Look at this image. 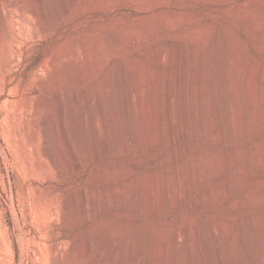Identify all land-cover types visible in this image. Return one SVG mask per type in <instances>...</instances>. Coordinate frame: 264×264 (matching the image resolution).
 <instances>
[{
    "label": "rangeland",
    "instance_id": "obj_1",
    "mask_svg": "<svg viewBox=\"0 0 264 264\" xmlns=\"http://www.w3.org/2000/svg\"><path fill=\"white\" fill-rule=\"evenodd\" d=\"M260 1L0 0V264H167L162 263V249L172 242L175 228L180 230V252L176 263L187 264V248L195 241L194 232L199 226H202L204 240L212 248L207 255L208 258L210 256V263L227 264L229 240L235 229L229 236H224L221 249L216 252L212 247L214 240L209 234V227L228 212L238 216L234 227L242 229L247 245L249 258L241 264H256L259 261L260 249L254 244L248 221L255 214L253 216L262 218L260 222L264 226V161L253 173L243 174L239 166L242 162L235 163L228 156L230 159L227 157V162L223 163L222 156L252 144H258L263 149L264 128L260 130L255 126L241 139L226 138L204 144L202 137L194 136L200 121L194 115L191 116L193 112L190 113V110L194 109L191 101L193 86L196 88L195 84L199 81L197 77L200 70H196L203 68H197L194 62H202L204 49L213 47L215 36L220 58V84L226 78L224 68L229 63L233 64L228 56L231 36L235 39L239 62L242 64L249 59L251 67L254 63L253 68L259 71L255 84L258 94L261 92L264 35L251 29L253 17H259V21L256 18L257 23L263 22L264 25V0ZM41 3L49 6L47 16H50L48 21L52 27L46 32L41 31V17L36 12L41 9ZM180 13L182 19L176 17ZM161 15L163 17H159ZM164 17H168V21ZM165 21L166 24L171 23L167 24L169 27ZM139 26L141 32H150L149 36L134 37ZM126 28L128 33L125 32ZM124 32L128 34H125L124 41L113 40L114 36L124 35ZM159 50H166L162 62L155 58ZM221 63L223 65L220 66ZM119 67L122 68L121 74L115 73ZM149 71L154 74L155 80L165 79L172 72V91L177 109L175 142L155 141L139 148L143 138L153 135L149 120H138L133 131L126 134L127 131H123L112 117L107 123L101 119V138L96 139L90 129L92 125H84L82 106L88 99L98 102L103 98L105 111H109L110 94L117 99L121 90L136 85L146 89L145 94L148 92L146 104H151V110L160 107V100L154 99L155 80ZM112 72L115 73V84L110 85L108 78ZM179 78L181 81L177 82ZM58 102L66 106L68 111L66 135L56 112ZM71 108L76 110L75 113ZM120 108L118 110L122 112ZM260 108L247 113V120L257 122L260 114H263ZM227 117L224 113L221 121L213 127L210 137L216 136L221 128L227 129L230 123V117ZM110 129L112 133L117 132L123 137L122 145L132 147L129 153L120 154L116 142L112 150H107L105 142ZM65 136L69 142L65 141ZM187 148L192 149V152ZM179 149L185 151L179 159L169 162L170 156L178 154ZM72 150L77 152L80 168H76L71 161ZM208 155L221 159L217 160L213 172H209L207 164H204ZM199 158L203 160L202 164ZM197 164H201L199 166L202 169L206 166V171L203 169L202 173ZM190 169L192 171L189 172ZM156 176L171 179L179 191L173 214H164L169 206H161L158 202ZM194 178L197 180L195 184ZM239 179L243 184L240 190L233 193V198L225 201L219 196L209 197L213 189L221 191L226 185L235 186ZM184 182H187L186 185ZM128 183L133 186L132 194H129L127 201L118 199V193L127 191L125 188ZM187 189L191 190L187 192ZM82 193L88 198L87 210L80 206ZM144 196H153L154 202L150 200L151 203H148ZM246 196H253L255 200L251 207L238 210L230 208L236 198L248 199ZM254 196L259 198L254 199ZM119 200L121 204L116 207ZM199 201H203L201 206H197ZM189 228L191 236L187 238L183 233ZM148 234H152L153 238ZM132 243L136 247L132 248ZM196 261L194 264L201 262Z\"/></svg>",
    "mask_w": 264,
    "mask_h": 264
},
{
    "label": "bare ground",
    "instance_id": "obj_2",
    "mask_svg": "<svg viewBox=\"0 0 264 264\" xmlns=\"http://www.w3.org/2000/svg\"><path fill=\"white\" fill-rule=\"evenodd\" d=\"M101 1V0H100ZM256 1V0H255ZM263 1V0H262ZM246 2V1H245ZM259 2H261L259 0ZM233 3V2H232ZM247 3V2H246ZM50 4V3H49ZM48 4L46 3H41V9L39 11H36L38 12V15L40 18V23H41V31H48L50 30V28L52 27V24L48 21L50 16H47V8H49V6H47ZM247 5V4H246ZM260 5V4H259ZM40 5H38L39 7ZM66 6V5H65ZM240 6V5H239ZM248 6V5H247ZM252 6V5H251ZM234 7V6H233ZM242 7V6H241ZM67 9V7H65ZM239 8V7H237ZM252 8V7H251ZM158 9V8H156ZM231 10V9H230ZM250 10V9H249ZM65 11V9H64ZM69 11V9H68ZM67 11V12H68ZM152 11V10H151ZM242 11V10H241ZM245 10H243L244 12ZM65 12V13H67ZM248 12V10H247ZM251 13V11H249ZM248 12V13H249ZM263 11H260V13H262ZM179 13V12H178ZM246 13V12H245ZM244 13V15H245ZM247 13V14H248ZM258 13V12H257ZM256 13V14H257ZM167 14V13H166ZM176 14V13H175ZM181 14L176 16V17H179L180 19L181 18ZM239 14V13H238ZM259 14V13H258ZM165 16V14H163ZM240 15V14H239ZM242 15V13H241ZM240 15V16H241ZM249 15H252V14H249ZM247 15V16H249ZM254 15H255V11H254ZM262 15V14H261ZM60 16V15H59ZM168 16V14H167ZM171 16V15H170ZM173 16V15H172ZM238 16V15H237ZM260 16V14L258 15ZM263 16V15H262ZM49 17V18H48ZM159 17H163L162 15L159 16ZM174 17V16H173ZM171 17V18H173ZM253 16H251L252 18ZM165 20L168 21V17H164ZM238 18V17H237ZM256 18L257 17H253V20L254 22L252 23V30L256 32H258L260 35H264V25L262 24L263 22H259L257 23L256 21ZM259 18V17H258ZM257 18V19H258ZM264 18V16H263ZM157 19V18H156ZM176 19V18H175ZM184 19V18H183ZM243 19V18H242ZM246 19V17H245ZM248 19V18H247ZM250 19V18H249ZM260 19V18H259ZM258 19V21H259ZM161 20V18H160ZM164 20V19H162ZM169 20H170V17H169ZM177 20V19H176ZM262 20V19H261ZM264 20V19H263ZM172 22V20H170ZM175 21V20H174ZM244 21V19H243ZM4 22V21H3ZM146 22V21H145ZM154 22V21H151V23ZM161 22V21H160ZM178 22V20H177ZM176 21L174 23H177ZM181 22V21H179ZM150 23V24H151ZM163 23V22H162ZM170 22H168L167 24H169ZM183 23V22H182ZM251 23V22H250ZM3 24V23H2ZM146 24V23H145ZM154 24V23H153ZM165 24H166V21H165ZM167 27H169V25H167ZM180 24V23H179ZM40 25V24H39ZM156 25V24H155ZM158 25V24H157ZM161 25V24H160ZM163 25V24H162ZM175 25V24H173ZM177 25V24H176ZM181 25V24H180ZM237 25V24H236ZM244 25V24H243ZM246 25V24H245ZM132 26V25H131ZM137 26V25H135ZM145 26V25H144ZM149 26V25H148ZM151 26V25H150ZM172 26V25H171ZM238 26V25H237ZM247 26V25H246ZM246 26H245V29H246ZM126 27V26H125ZM128 27V26H127ZM147 27V26H146ZM153 27V26H152ZM152 27H150L152 29ZM159 26H156V28H158ZM134 28V27H133ZM131 28L130 30L132 31ZM138 28V27H137ZM166 28V27H165ZM239 28V27H238ZM243 28V27H242ZM123 29V28H122ZM127 29L126 28V31L127 32ZM143 29V27L141 28ZM149 29V28H148ZM231 29V28H230ZM249 29V28H248ZM134 30V29H133ZM136 30V29H135ZM250 30V29H249ZM251 30V32H252ZM124 31V30H123ZM137 31V30H136ZM140 31V32H139ZM139 31L137 33H135L134 37H139V38H144L146 36H149L150 32H148L147 30V33H144L141 32L140 30V26H139ZM253 31V32H254ZM119 32V31H118ZM121 32V30H120ZM124 32V35L123 34H120V36L116 35L114 36L115 39L113 40H116V41H124V38L126 37V35H128L127 33ZM133 33L135 31H132ZM155 32V31H153ZM117 33V32H116ZM131 33V32H130ZM129 33V34H130ZM132 33V34H133ZM246 33V32H245ZM249 33V32H247ZM118 34V33H117ZM126 34V35H125ZM115 35V33H114ZM217 35V34H216ZM247 35V34H246ZM257 35V34H256ZM215 36V35H214ZM251 36V35H250ZM113 36H111L112 38ZM130 37V36H129ZM133 37V36H132ZM133 37V38H134ZM258 37H260L258 35ZM238 38V37H237ZM257 37L255 36V39ZM132 39V38H131ZM239 39V38H238ZM112 40V39H111ZM127 40V38H126ZM128 41V40H127ZM126 41V42H127ZM115 42V41H114ZM210 44V43H208ZM217 37H213V47L212 48H209L207 46V49H204L205 53L204 56H203V60L202 62H199V61H196V63L194 62V64H196L195 66L197 68L199 67H203L201 69H198L196 70L197 72H199L198 74V77L199 78V81L197 82L196 85V88L193 86L194 82L191 84L193 86V93L191 96H193L191 99V101L193 100V111L190 110V113L193 112L191 114L194 115L200 122H198V127L194 130V136L196 137H202L203 140L205 141L204 144L208 141H222L226 138H230L231 140H237V139H241L244 135H246L247 133H249L255 126H257L258 128L263 129L264 128V66H263V69H262V73H261V81H262V84H261V92H259L258 94V89H257V85L255 84V77L258 75V72L259 71H255L256 69H254V63H253V67H251V65L249 64L248 60L247 61H244L242 64L241 62H239V57H238V53L237 51H235V39L234 37H231L230 36V39H229V46H228V50H229V58H230V62H233V64L229 63L228 66H226L224 68V72L226 73V78L225 79H222L221 81V84H220V81L218 79V63H219V60L220 58H218V52H217ZM258 45V43H257ZM238 47V46H237ZM259 47V46H258ZM264 47V46H262ZM239 48V47H238ZM257 48V47H256ZM261 48V47H259ZM240 49V48H239ZM164 50V49H163ZM259 50V49H258ZM262 49H260V52H261ZM166 51V50H165ZM165 51H162V50H159L156 54V59L159 61V62H162L165 57H166V53ZM246 51V50H245ZM244 51V52H245ZM239 52V51H238ZM250 51H248L249 53ZM264 52V51H263ZM202 54V55H203ZM245 54V53H244ZM170 56V55H168ZM168 56H167V59H168ZM173 57V56H172ZM245 57V56H244ZM248 57V56H246ZM249 58V57H248ZM170 59V58H169ZM201 59V58H200ZM245 59V58H244ZM256 59V58H255ZM172 60V59H170ZM193 60V59H192ZM243 60V59H242ZM240 60V61H242ZM166 61V60H165ZM169 62V61H167ZM223 62V61H222ZM240 65H239V63ZM258 62V61H256ZM172 63V62H170ZM170 63H167V64H170ZM174 63V62H173ZM166 64V63H165ZM192 64V63H191ZM226 64V63H225ZM252 64V63H251ZM258 64V63H257ZM162 65V63H161ZM223 65V63L220 64V66ZM258 66V65H257ZM171 67V66H169ZM173 67V65H172ZM257 68V67H256ZM151 69V67H150ZM168 70V69H167ZM172 70V68H171ZM178 70V69H176ZM121 71H122V68L119 67L116 69L115 73L117 72V74H121ZM163 71V70H162ZM182 71V69H181ZM223 71V70H222ZM150 72V71H149ZM169 72V71H168ZM195 72V71H194ZM193 72V73H194ZM113 73V72H112ZM110 74L109 75V78H108V84H115L114 83V74ZM152 74V72H150ZM172 73V72H171ZM170 73V74H171ZM179 73V72H177ZM167 75L164 78H160V79H157L155 80V76L154 74H152L154 76V80H155V97L154 99L156 98L157 100H160L159 102L162 103V105H160V107L158 108H154L153 110L150 109L149 104L147 106L146 102H147V99L148 96V92L145 94V90H143L140 86H129L127 89H123L119 92V96H117L116 93V96H117V99L112 96L114 95H109V108L107 110L109 111H105V102H103V98H100L98 102H96L95 100H91V99H88L86 104H84L82 106V114L84 115V125H88L89 123L92 125V132L93 134L95 135V138H99L101 136L100 134V121L101 119H103V121L105 123H107L109 121V118L112 117L114 118L118 124L123 128H121L123 131H127L126 134L130 131H133V128L136 126V122H138V120H144V119H147L149 120V122L151 123L152 128L153 129V135L149 138H146V139H142V144H139L140 146H138L139 148L140 147H145V145L147 143H152V142H157V143H160V142H163L164 140H166L168 143L170 144H173L175 142V126H177L176 124V115H175V110L176 109V100L173 96V85H172V77L171 75ZM257 74V75H256ZM185 75V74H184ZM188 75V74H187ZM196 75V74H195ZM176 76V75H175ZM186 76V75H185ZM190 76V75H189ZM193 76V75H192ZM191 76V77H192ZM221 76V75H220ZM219 76V78H220ZM119 77V76H118ZM177 77V76H176ZM186 78V77H184ZM192 78L195 79V76H193ZM193 79V80H194ZM221 79V78H220ZM184 80V79H183ZM177 82L181 81V78H179V80H176ZM190 81H191V78H190ZM189 81V83H191ZM175 82V84L177 83ZM218 82L220 85H218ZM107 83V82H106ZM105 83V84H106ZM122 83V82H121ZM174 83V82H173ZM188 83V81H187ZM186 83V84H187ZM141 84V83H139ZM137 84V85H139ZM174 84V85H175ZM184 84V83H183ZM177 87V85H176ZM190 88V87H189ZM187 89V88H186ZM188 90V89H187ZM105 95V94H104ZM102 95V96H104ZM149 95V94H148ZM99 97V96H98ZM97 97V98H98ZM106 97V95H105ZM177 99V98H176ZM108 100V99H107ZM105 101V100H104ZM118 101V102H117ZM188 101V99H187ZM120 103V105L118 104ZM57 107H56V112H57V116L59 118V120L61 121V125L63 128V130H65V135H66V131H67V128H68V114H67V108L66 106H64L61 102H58L57 103ZM97 104V106H96ZM108 104V103H107ZM191 105V104H190ZM198 105H200V108L198 109ZM98 107L99 111H96L97 108L95 109V107ZM108 106V105H107ZM119 106L122 107L121 111L122 112H119L118 108ZM88 107V108H86ZM260 108L262 111H260L261 113L263 112L262 116L260 114V117L258 118V114H257V118L258 120H256L257 122H253L251 121V119L247 120V118L245 117V115L249 112H252L253 110L256 111L257 108ZM152 108V107H151ZM192 108V107H190ZM189 108V109H190ZM73 113H75L76 110H74L73 108H71ZM179 113V112H178ZM189 113V111H188ZM227 114L228 117H230V123L227 124V129H222L219 130L216 134V136H212L210 137V134L213 130V127L219 123L221 121V119L223 118V114ZM258 113V112H257ZM255 115V114H254ZM178 116V115H177ZM186 116V115H184ZM193 116V117H194ZM182 117V116H181ZM192 117V118H193ZM194 117V118H195ZM225 117V116H224ZM227 117V118H228ZM186 118V117H185ZM193 118V119H194ZM182 119V118H181ZM113 120V119H112ZM115 120H113L115 122ZM185 120V119H184ZM182 121V120H181ZM179 121V123L181 122ZM192 121V120H191ZM190 121V122H191ZM142 122V121H140ZM194 122V121H193ZM192 122V123H193ZM88 123V124H87ZM116 123V122H115ZM186 124V123H185ZM226 124V123H225ZM103 125V124H102ZM117 125V123H116ZM135 125V126H134ZM180 125V124H179ZM188 125V124H187ZM89 126V125H88ZM182 126V124H181ZM191 126V125H190ZM91 127V126H90ZM111 127V126H110ZM144 127V126H143ZM179 127V126H178ZM223 127V125H222ZM87 128V127H86ZM89 128V127H88ZM177 128V127H176ZM226 128V127H225ZM256 128V127H255ZM89 129V130H90ZM103 129V128H102ZM104 130V129H103ZM115 130V128H114ZM178 130V129H177ZM105 131V130H104ZM108 131V129H107ZM111 132H109L108 134V137H107V140L105 142V144L107 143L106 145V148L108 151L112 150L113 148V144L114 142L117 143V145L119 146V151H120V154H126V153H129L131 150H132V147H130V145H122L121 142H122V139L123 137L121 135H119V133L116 132L115 133H112V129H110ZM185 133V131H183ZM181 132V133H183ZM104 133V132H103ZM129 134V133H128ZM144 134V133H143ZM152 134V133H151ZM187 134V133H186ZM185 134V135H186ZM100 135V136H99ZM142 135V134H141ZM145 135V134H144ZM143 135V136H144ZM180 135V134H179ZM182 135V134H181ZM192 135V134H191ZM48 138H50L49 134L47 136ZM253 137V136H252ZM101 138V137H100ZM140 138V137H139ZM179 138V136H178ZM65 141L69 142V139L65 136ZM103 139V137H102ZM249 139V138H248ZM47 140V139H46ZM141 140V139H140ZM250 140V139H249ZM49 141V139H48ZM105 141V140H104ZM242 141V140H241ZM260 141V140H259ZM256 142V141H255ZM49 142H47L48 144ZM123 143V142H122ZM125 143V141H124ZM187 143V142H185ZM233 143V142H232ZM237 143V142H236ZM242 143V142H241ZM240 143V144H241ZM126 144V143H125ZM181 144V143H179ZM183 144V143H182ZM207 144V143H206ZM235 144V143H234ZM244 144V142H243ZM132 145V144H131ZM155 145V144H154ZM168 145V144H167ZM186 145V144H185ZM237 145V144H236ZM251 145V144H250ZM263 149H261L259 147L258 144H252L251 146H246L248 148H245L242 149L243 147L241 148H236V150L228 155H224L222 156V162L224 163L225 160H227V157H231L235 162V163H241L242 164H239L240 168H241V172L243 174H251L253 173L256 169H258L259 165L261 164V162L264 161V140H263ZM46 146V145H45ZM200 146V145H199ZM240 146V145H239ZM49 147V145H48ZM46 147V149L48 148ZM137 147V148H138ZM185 147V146H184ZM196 147V146H195ZM45 148V147H44ZM135 148V147H134ZM138 148V149H139ZM189 148V147H188ZM187 148V150H188ZM49 149V148H48ZM177 149V148H176ZM195 149V148H194ZM193 149V150H194ZM203 149V148H201ZM180 150V149H179ZM186 150V151H187ZM191 150V151H190ZM188 151L192 152V149H190ZM47 151V150H46ZM45 151V152H46ZM107 151V152H108ZM134 151V150H133ZM136 151V149H135ZM185 151V149H184ZM183 149L180 150V152L177 154H175L174 156H170V158L168 159L169 162L170 161H175L177 159L180 158L181 154L184 152ZM227 151H230V150H227ZM141 152V150H140ZM145 152V151H144ZM212 152V151H211ZM215 152V151H214ZM49 153H50V149H49ZM137 153V152H136ZM139 153V152H138ZM137 153V154H138ZM187 153V152H186ZM201 153V152H200ZM209 153V152H208ZM206 153V155L208 154ZM189 154V153H188ZM212 154V153H211ZM222 153H220L221 155ZM263 154V155H262ZM49 155V154H48ZM204 155V153H203ZM249 155H252L251 157H249ZM261 155V156H260ZM53 156V155H52ZM198 156V155H196ZM209 157H207L208 159H204L205 161V165L208 166V170L209 172H213L214 169H216V163H217V160L216 159V156H210L208 155ZM260 158H259V157ZM70 157H71V161L74 162L76 168H80L81 167V162L80 160L78 159V155H77V152L75 150H72V152L70 153ZM200 157H202V155H200ZM204 157V156H203ZM206 157V156H205ZM218 157V155H217ZM221 157V156H219ZM228 157V158H229ZM262 157V158H261ZM51 158V157H50ZM200 159V158H199ZM230 159V158H229ZM231 159V161H232ZM201 160V164L203 162L202 159ZM199 160V161H200ZM208 160V161H207ZM221 160V159H220ZM218 160V161H220ZM54 161L56 162V160L54 159ZM229 161V160H228ZM53 162V161H52ZM188 162V161H186ZM190 162V161H189ZM195 162V161H194ZM193 162V163H194ZM227 162V161H225ZM54 163V162H53ZM192 163V162H191ZM197 163V162H196ZM195 163V164H196ZM199 163V162H198ZM220 163V162H219ZM199 164V165H201ZM234 164V163H232ZM198 165V164H197ZM198 165V166H199ZM195 166V165H193ZM203 166V165H202ZM204 166L205 169H207V167ZM168 167V166H167ZM166 167V168H167ZM170 167V166H169ZM164 168V169H166ZM192 168V166H191ZM195 168V167H193ZM200 168V166H199ZM203 168V169H204ZM219 168V167H218ZM225 168V167H224ZM69 169V168H68ZM180 169V168H178ZM201 169V172L203 173V169ZM204 169V170H205ZM239 169V168H238ZM195 170V169H193ZM207 170V171H208ZM189 172L192 171L191 169L188 170ZM200 171V170H199ZM198 171V172H199ZM206 171V170H205ZM216 171V170H215ZM220 171V170H218ZM187 172V171H186ZM188 172V173H189ZM200 172V173H201ZM217 172V171H216ZM240 172V171H239ZM148 173V172H147ZM158 173V172H157ZM199 173V174H200ZM160 174V173H159ZM159 174H156V175H159ZM162 174V172H161ZM160 174V175H161ZM187 174V173H186ZM190 174V173H189ZM187 174V175H189ZM195 174V173H194ZM205 174V173H204ZM207 174V173H206ZM152 175V174H150ZM173 175V174H172ZM171 175V177H172ZM182 174H180L181 176ZM147 176V175H146ZM179 176V177H180ZM184 176V175H183ZM195 176V175H194ZM238 176V175H237ZM157 177V176H156ZM185 177V176H184ZM191 177V176H190ZM204 177V176H202ZM240 177V176H239ZM244 176H242L241 178H243ZM146 178V177H145ZM189 178V176H188ZM200 178V177H199ZM240 178V179H241ZM147 179V178H146ZM195 181H194V184L195 182L197 181L196 178H194ZM193 179V180H194ZM236 183L234 181L235 186H225L223 188V190L221 191H218L216 189H213L212 191H210V196L209 197H220L222 198L223 200H229L231 198H233V193L240 190L241 187H242V184H243V181L240 180ZM245 179V178H244ZM243 179V180H244ZM174 180V179H173ZM200 180V179H199ZM156 183L155 185H157V190H158V194L157 196H159L158 198V202L161 206H169V210L163 212L164 214H173L174 212V209L176 208L177 206V201L179 200L177 197H178V194H179V191L177 192V189L175 188V184L173 186V184L171 183V179L169 178H166L164 176H158L156 179H155ZM179 181V180H178ZM183 181V179H182ZM150 182V180L148 181ZM147 182V184H148ZM154 182V181H153ZM181 182V181H180ZM188 182V181H187ZM186 182V183H187ZM257 182H261V181H257ZM132 183V182H131ZM146 183V182H145ZM179 183V182H178ZM185 183V182H184ZM185 183V185H186ZM197 183V182H196ZM201 183V182H200ZM129 184V183H128ZM127 184V188H125V190H127L126 192L123 191V193H118V199L120 198H123V199H128L129 197V194H132V189H133V186H131V184L128 185ZM139 184V183H138ZM182 184V183H181ZM203 184V183H202ZM263 184V183H262ZM140 185V184H139ZM179 185V184H178ZM176 185V186H178ZM198 185V184H197ZM232 185V184H231ZM137 186V185H136ZM181 186V185H180ZM191 186V184H190ZM123 187V186H122ZM146 187V186H145ZM152 187V186H151ZM150 187V188H151ZM188 188V186H186ZM193 187V186H192ZM195 187V186H194ZM153 188V187H152ZM185 188V187H184ZM244 188V187H243ZM179 189V188H178ZM186 189V188H185ZM194 189V188H193ZM192 189V190H193ZM188 190V189H187ZM191 189H189L187 192H189ZM121 191V190H120ZM119 191V192H120ZM146 191V190H144ZM182 191V190H181ZM263 191V190H262ZM148 192V190H147ZM185 192V190H184ZM152 193V192H151ZM183 193V192H182ZM257 193V192H256ZM258 194V193H257ZM256 194V195H257ZM145 195V194H144ZM148 195V194H147ZM153 195V194H152ZM155 195V194H154ZM186 195V194H185ZM254 195V194H253ZM262 195V194H260ZM72 196V195H71ZM151 196V195H150ZM180 196V195H179ZM264 196V195H263ZM262 196V198H263ZM143 197V196H142ZM145 197V196H144ZM153 197V196H152ZM150 198V197H145V199L147 198L148 199V203H151V202H154L153 198ZM248 199L246 198H236V200L233 202V205L230 206V208L234 209V210H238V209H242V208H246V207H251L253 205V203H255V200H253V196L251 197H248L246 196ZM261 197V196H260ZM178 200H177V199ZM256 198H259V197H255L254 196V199ZM87 195L85 193H82L81 194V197H80V206L87 210L88 208V205L86 204L87 202ZM142 199V198H141ZM140 199V200H141ZM221 199V200H222ZM150 200H153L150 202ZM177 200V201H176ZM219 200V198H218ZM220 200V201H221ZM73 201V200H72ZM142 201V200H141ZM140 201V202H141ZM145 201V200H144ZM176 201V202H175ZM254 201V202H253ZM263 201V200H262ZM157 202V201H155ZM180 202V201H179ZM182 202V201H181ZM203 201H199L197 202L198 205L197 206H201L203 203ZM72 203V202H71ZM177 203V204H175ZM121 204V201L119 200L117 203H116V207H118L119 205ZM143 204V203H142ZM259 204V203H258ZM141 205V204H140ZM154 205V203H153ZM176 205V206H175ZM68 206V205H67ZM137 206V205H135ZM151 206V205H150ZM257 206V205H256ZM162 211V210H161ZM255 214H252L251 218L249 219L248 221V228L250 230V232L252 233V238L254 239V244L257 245L256 248L258 247L260 249V256H259V261H257L256 264H264V226L262 225V223L260 222V219L262 218H259V217H256V216H253ZM182 216V214H181ZM185 217V216H184ZM180 218V217H179ZM238 216L236 215H231L230 212L228 213H225L224 215L220 216L219 219H217L216 222H214V224L212 226L209 227V234L210 236L212 237V239L214 240V244H212V247H213V250L216 251V252H219L220 249H221V242L224 238V236H229V234H231L232 230H234V233L231 234L230 236V240H229V263L227 264H241V262L246 259L249 258L248 256V251H246V243H245V240L243 238V231L241 228H238L236 229L234 226L236 224V220H237ZM192 223V222H191ZM209 225V224H207ZM181 229V228H180ZM187 229V228H186ZM194 229V228H193ZM172 230V229H171ZM195 230V229H194ZM182 231V230H181ZM172 233V232H171ZM195 233V241L194 242H191V244H189V248H187V253H186V256H187V264H194V262L196 260H200V264H211L210 262V256L208 258L207 255H209V249L212 250L211 245L209 244V242L204 240L203 238V229H202V226H199L196 231L194 232ZM180 234V230L175 228V230L173 231V234H172V237H171V243H168L169 245H167L166 248L162 249V255L164 256L163 261L162 263H167V264H177V255L178 253L180 252L179 250V243L178 242V236ZM183 234H186L185 237H190L191 236V229L189 228L187 230V232L183 233ZM145 236V235H144ZM148 236H151L150 238L152 239V234H148ZM171 236V235H170ZM184 237V238H185ZM170 238V237H169ZM186 238V239H187ZM194 239V238H193ZM189 241V240H188ZM89 244H91V242L89 241L88 242ZM190 243V242H188ZM132 248H134L135 246V243H132L131 244ZM130 246V247H131ZM129 247V246H128ZM136 247V246H135ZM160 250V249H159ZM209 250V251H208ZM208 252V254H207ZM157 253V251L155 252ZM221 256V255H220ZM153 259V258H152ZM157 260V259H156ZM195 260V261H194ZM224 260V259H222ZM155 261V260H154ZM220 261V260H219ZM157 262V261H155ZM197 262V261H196ZM161 263V262H160ZM248 263V262H247ZM196 264V263H195ZM249 264H255L254 262H250Z\"/></svg>",
    "mask_w": 264,
    "mask_h": 264
}]
</instances>
